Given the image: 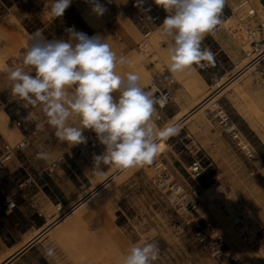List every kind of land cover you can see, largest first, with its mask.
I'll list each match as a JSON object with an SVG mask.
<instances>
[{"label":"crops","instance_id":"crops-1","mask_svg":"<svg viewBox=\"0 0 264 264\" xmlns=\"http://www.w3.org/2000/svg\"><path fill=\"white\" fill-rule=\"evenodd\" d=\"M240 1L227 0V14ZM252 1L257 9L253 21L263 24L261 16L264 14V0ZM0 2L3 6L0 7L3 9L0 12V66L14 62L17 51L24 55L31 43V34L37 29L42 30L49 40L66 37L65 29L73 27L88 37L99 35L120 56L136 47V39L140 34L146 35L160 28L167 15L154 0H144V7L150 8V11L134 7L136 0H98L106 11L102 16H94L90 20L85 19L82 12L97 0H72L64 15L57 19L49 15L53 0ZM227 14L221 18L222 22ZM5 36L7 39L3 38ZM260 37V46H264V25ZM202 47L210 48L215 54V67L200 69L194 66L193 70L183 73L182 81L168 68H153L152 75L160 81V87H167L172 92L170 101L161 111L160 119L164 124L174 122L184 109L190 107L193 97L184 82L194 91L200 90L198 97L217 90V104L235 122L254 151L253 157L244 154L230 136L222 131L214 115L207 111L206 122L197 127L198 131L191 130L194 126L192 120L184 121L177 128H184L190 138V145L200 151L197 158L201 159L204 168L210 167L212 173L220 171L228 184L234 181L248 183L259 173L260 164L264 162V51L252 58L247 66L249 68L233 76L240 53L229 29L223 28L221 24L213 33L205 36ZM221 60L226 61V67L221 64ZM21 67L35 75L34 70L23 65V61ZM171 77L175 78L172 84L168 82ZM4 82L7 83L5 87L13 83L8 71L0 69V84ZM25 103L20 102L21 108L17 111L1 109L7 112L15 126L16 121L19 125L13 137L15 144L11 156L2 161L5 146L10 144L0 131V264H55L58 254L55 244L48 239L49 234L59 227L64 232L69 231L76 223H79V230L83 233L82 241L86 238L85 245L91 247L90 256L101 258L98 264H110L111 259L115 264H122L124 256L140 241L143 233L135 235L132 229H128L130 225L135 226L141 221L136 215L127 213L128 206L122 201L124 196H120V189L110 196L102 191L104 188H99L103 180L100 170L93 168V156L102 154L104 146L97 138L89 145L82 143L71 146L60 141L55 129L47 124L42 108H27ZM69 123L74 122L70 120ZM41 151L50 153V158L37 159L36 154ZM255 154L259 161L253 160ZM195 158L182 159L176 156L172 160L165 159L166 167L175 179L183 182L187 167ZM110 168L101 165L104 174ZM125 170L120 171L121 174ZM137 170L139 168L134 172ZM241 191L238 189V192ZM95 197L96 201L93 199ZM10 198L15 200L16 206L5 213L3 207ZM59 206L62 209L70 208L60 219ZM151 237L146 236L148 240ZM49 247L55 248V255L46 258L44 253Z\"/></svg>","mask_w":264,"mask_h":264},{"label":"clouds","instance_id":"clouds-1","mask_svg":"<svg viewBox=\"0 0 264 264\" xmlns=\"http://www.w3.org/2000/svg\"><path fill=\"white\" fill-rule=\"evenodd\" d=\"M226 2L154 0L167 13L160 30L167 39L171 73L189 72L194 66L215 67V54L202 47V41L222 23ZM71 3L53 0L50 17H62ZM134 7L150 11L144 0H136ZM92 11L102 16L106 8L97 0ZM65 33L66 37L51 40L39 29L31 34L23 65L35 75L23 67L7 69L12 94L41 107L47 124L62 142L71 146L86 143L84 130L93 131L104 146L102 154L93 156V168L100 175H104L101 165L117 169L152 165L159 150L158 138L179 131L173 125L159 130L154 123L159 119L156 105L163 107V102L141 86L138 73L117 71L131 61L118 56L104 37H88L74 27L66 28ZM36 158L48 160L50 153L38 152ZM44 255L53 257L55 248H47ZM158 259V243L145 242L134 244L122 264H154Z\"/></svg>","mask_w":264,"mask_h":264},{"label":"rangeland","instance_id":"rangeland-1","mask_svg":"<svg viewBox=\"0 0 264 264\" xmlns=\"http://www.w3.org/2000/svg\"><path fill=\"white\" fill-rule=\"evenodd\" d=\"M250 1L251 4H253V1ZM252 6L254 7V5ZM232 7L236 9V4ZM2 10L1 8L0 12ZM237 12L240 18L246 17L245 10H238ZM227 13V8L224 7L221 18ZM82 15L87 20L97 16L92 11V6L83 11ZM227 17H229V14H227ZM225 19L227 18L223 20ZM236 19L235 17L232 20H227L222 24V27L228 29L231 24H233L231 27H234ZM261 19L264 25V14H262ZM254 22H256V20ZM256 36L258 37V35ZM136 41L137 45L135 48L120 55L131 61V65H125L122 68H118L117 71L121 74L128 71L138 73L141 77V86L144 87L145 90L150 91L151 88L154 90L160 87V81L157 80L156 76L152 75L153 68L159 70H164V68L169 69L170 60L167 52V39L162 35L160 28H157L146 34V36L140 34ZM142 41L146 43L144 49L138 47V43ZM235 44L239 50L240 57L236 62L233 76L240 73L242 68L248 65L252 61V58L261 52H258V50L256 52L252 51L251 44L245 40V32L242 30H240L235 37ZM13 59L14 62H10L11 64L3 63L1 65L3 67L7 65L6 68L4 67L3 69V67L0 66L3 72H6L9 68L21 67V62L23 61L22 52L16 53ZM245 61H247V64L244 63ZM221 64L225 67L227 65L225 60H221ZM173 75L180 81H182L184 77L183 73ZM6 84V82L0 84V110L15 109L17 111V109L21 108L19 103L24 100L14 96L11 92V86L5 87ZM184 84L186 89L192 94L193 100L190 107L183 110L184 113L187 114L177 122H174L173 126L177 127L183 124L184 121L189 122V120H192L193 123L191 124L194 126L191 127V130L198 131L197 127L201 124L204 125L206 122V111L212 115V109L217 106V90H211L198 97L197 94L200 92L199 89L194 91L188 83L186 84V82H184ZM1 85H3V87ZM202 102L204 103L202 104ZM25 104L24 106H27V108L33 107V105L29 104L27 101ZM154 123L159 130H162L168 125H171L173 121H168L164 124V121H161V119H154ZM161 138L164 144L160 146L157 157L152 165L132 167L126 170L111 167L101 176L103 182L99 184V188H104L102 191L110 196H112L113 192H118V189H120V196H124L122 197V201H125V204L128 206L127 213L133 216L136 215L141 221V223H136L135 226L130 225L128 227V229L134 231L135 235L137 233H143V236L137 244L142 245L145 242L158 243L159 259L155 261L154 264H217L214 258L195 242L189 230H179L174 226V223L177 224L181 220V214L174 209L155 188L154 182L156 178L155 163L162 162L163 165L166 166L165 159L172 160L176 156L182 159H188L192 156L197 158L200 156V151H196V147L190 145V138L186 135L184 128L180 129L178 134L167 138L160 137L158 141L159 139L161 140ZM7 143L13 146L15 144V139L12 138L11 140L7 138ZM253 160L259 161L257 154H255ZM202 165L204 167V164ZM136 168H139V170L134 172ZM122 170L125 171L121 174L120 171ZM213 174L210 167H205L202 177L198 179H193L188 172H186L185 180L182 183L186 188H193L197 183L201 184L202 190L198 194L199 212L212 218L217 223L228 243L245 260V264H257L254 255L243 244L240 231L219 214L210 201V198L214 196L213 188L209 187L210 178ZM230 184L228 185L231 187L232 192L240 195L245 200L253 216L260 221L264 228V162H261L260 171L255 174L253 180L248 183L240 181L238 183L234 181ZM238 189L243 191L238 192ZM94 200L96 201L97 198L95 197ZM59 208H61V206H59ZM69 209H59L60 216L58 215V219ZM50 223H52V221ZM59 228L51 232L48 238L55 244V248L57 249L58 256L55 257V264H65V262L66 264H98L101 258L90 256L92 250L91 247L85 245L86 238H84V241L81 239L83 233L79 230V223L72 225V228L66 232L61 228L59 230ZM144 233H146V235ZM149 235L152 236L150 240L146 238V236ZM110 264H115L113 259H111Z\"/></svg>","mask_w":264,"mask_h":264},{"label":"built area","instance_id":"built-area-1","mask_svg":"<svg viewBox=\"0 0 264 264\" xmlns=\"http://www.w3.org/2000/svg\"><path fill=\"white\" fill-rule=\"evenodd\" d=\"M0 7H3L0 2ZM238 10H245L246 17L240 18ZM255 9L250 0H241L236 9L230 10L229 17L225 20L237 18L228 28L235 38L240 30L245 32V40L251 44L252 51L256 52L260 46V34H262L263 24L254 22ZM230 18V19H229ZM223 24V22L221 23ZM220 24V25H221ZM218 25L217 27H219ZM258 35V37L256 36ZM146 36V35H145ZM140 49L146 47L144 41L138 44ZM261 54V53H260ZM259 55V54H257ZM199 68V67H198ZM203 69V68H200ZM174 77L168 82L173 83ZM154 96L163 102L164 106L156 105L157 115L161 118V111L167 106L172 97V92L167 87H160L150 90ZM214 117L222 127V131L229 135L234 144L248 157L254 156V151L246 139L241 135L235 122L232 121L228 112L219 104L212 109ZM19 125V122L16 121ZM83 135L86 137L84 145L91 144L97 137L91 130H86ZM12 146L6 145L2 154V160L11 156ZM156 170L155 188L162 194L167 202L180 214L181 220L174 226L179 229H187L191 232L195 242L205 249L216 261L217 264H245V260L228 243L224 233L217 223L210 217L201 214L198 209V194L202 190L200 183L193 188H186L184 184L172 176L170 170L162 162L155 163ZM204 167L201 159H193L187 167L188 174L193 179L202 177ZM209 187L213 188L214 196L210 198L216 211L221 214L233 227L240 231L243 244L254 255L257 264H264V228L260 221L253 216L245 200L238 194L233 193L231 187L225 182L220 171L215 172L209 182ZM16 206L13 198L7 199L3 211L8 213Z\"/></svg>","mask_w":264,"mask_h":264},{"label":"bare ground","instance_id":"bare-ground-1","mask_svg":"<svg viewBox=\"0 0 264 264\" xmlns=\"http://www.w3.org/2000/svg\"><path fill=\"white\" fill-rule=\"evenodd\" d=\"M230 19V18H229ZM227 20H225L223 23H225ZM8 25V24H7ZM2 26V25H1ZM4 27V26H3ZM14 29V28H13ZM12 32V31H11ZM12 34V33H11ZM22 36V35H21ZM9 37V36H8ZM3 38H6V36L5 37H3ZM13 38V37H12ZM7 39V38H6ZM5 39V40H6ZM10 39V38H9ZM20 39V38H19ZM4 40V39H3ZM14 40V39H13ZM8 41V40H7ZM19 41V40H18ZM13 42V41H12ZM16 42V41H15ZM12 46V45H11ZM22 46H23V44H22ZM13 49V48H12ZM258 52H263L264 51V46L262 45L261 46V48L259 47L258 49ZM18 52V51H17ZM16 52V53H17ZM260 52V53H261ZM260 53H258V54H260ZM6 59V58H5ZM8 59V58H7ZM2 62V61H1ZM247 61H245L244 63H246ZM247 64V63H246ZM248 65H246L244 68H242V70L241 71H243V70H246V68H249V67H247ZM1 67H3V66H1ZM5 68L7 67V65L6 66H4ZM4 67H3V69H4ZM0 69H2V68H0ZM248 71H250V70H248ZM235 82V81H234ZM234 84V83H233ZM205 102V101H204ZM204 102H202V104L204 103ZM196 105V104H195ZM205 105H207V104H205ZM212 105V104H211ZM7 113V112H6ZM3 110H1L0 111V131L7 137V138H9V139H11L12 140V138L14 137V135H16L17 134V132H18V130H17V128H16V126L14 125V123L11 121V119H9V117H8V115L6 114ZM185 114H187V113H181V114H179L176 118H175V121L174 122H177L180 118H182ZM174 122L171 124V125H173L174 124ZM20 130V129H19ZM158 143H159V149H160V146H162L163 144H164V142H163V140H162V138H161V140L159 139V141H158ZM94 199V198H93ZM29 240V239H28ZM28 240H26V241H28Z\"/></svg>","mask_w":264,"mask_h":264}]
</instances>
